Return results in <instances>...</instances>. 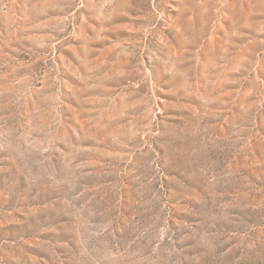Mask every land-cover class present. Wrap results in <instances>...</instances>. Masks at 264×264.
Here are the masks:
<instances>
[{"label":"rangeland","instance_id":"rangeland-1","mask_svg":"<svg viewBox=\"0 0 264 264\" xmlns=\"http://www.w3.org/2000/svg\"><path fill=\"white\" fill-rule=\"evenodd\" d=\"M0 264H264V0H0Z\"/></svg>","mask_w":264,"mask_h":264}]
</instances>
